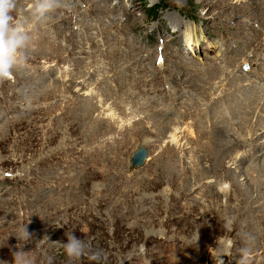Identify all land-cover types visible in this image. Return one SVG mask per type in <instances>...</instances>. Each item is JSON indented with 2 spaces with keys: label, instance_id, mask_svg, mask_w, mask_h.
<instances>
[{
  "label": "rangeland",
  "instance_id": "obj_1",
  "mask_svg": "<svg viewBox=\"0 0 264 264\" xmlns=\"http://www.w3.org/2000/svg\"><path fill=\"white\" fill-rule=\"evenodd\" d=\"M32 3L15 0L31 41L0 80V262L95 264L55 243L74 234L104 264H264V0H58L40 21ZM213 104L239 124L218 168L198 126ZM254 183L251 213L237 185Z\"/></svg>",
  "mask_w": 264,
  "mask_h": 264
},
{
  "label": "clouds",
  "instance_id": "obj_2",
  "mask_svg": "<svg viewBox=\"0 0 264 264\" xmlns=\"http://www.w3.org/2000/svg\"><path fill=\"white\" fill-rule=\"evenodd\" d=\"M57 3L58 0H33L30 10L33 19H45L47 14L57 7ZM14 10L15 0H0V80L9 78L12 70L26 60L25 50L31 41L30 34L13 16ZM14 237L18 241L27 242L30 239L27 224L20 225ZM66 238V242L55 243L61 246L69 261L86 257L95 264H104L106 256L102 249L93 250L89 242L74 234H67ZM13 264H30L28 252H14ZM47 264H52L51 257L48 258ZM219 264H223L221 258ZM241 264H245L244 258L241 259Z\"/></svg>",
  "mask_w": 264,
  "mask_h": 264
},
{
  "label": "bare ground",
  "instance_id": "obj_3",
  "mask_svg": "<svg viewBox=\"0 0 264 264\" xmlns=\"http://www.w3.org/2000/svg\"><path fill=\"white\" fill-rule=\"evenodd\" d=\"M242 6V5H241ZM249 8V7H248ZM38 27H40L39 25H38ZM180 27V25L178 26V28ZM41 28V27H40ZM186 28V27H185ZM42 29V28H41ZM45 30V29H44ZM186 30H188V29H186ZM179 31H181V29L179 30ZM30 32V31H29ZM81 40V39H80ZM84 40V39H83ZM82 42V41H81ZM46 46V45H45ZM45 46H43L44 47V50H46L47 51V47H45ZM187 46L189 47V46H192V44H187ZM46 51H45V53H46ZM95 54V53H94ZM236 58V57H235ZM213 65H214V63H213ZM202 66V65H201ZM210 67L208 68V70H207V72L206 73H208L209 72V69L211 68V67H214V66H216V65H214V66H211V65H209ZM214 69H216V68H213L212 70H214ZM202 70V69H201ZM211 70V71H212ZM210 71V72H211ZM213 72V71H212ZM203 74H205V72H203ZM210 74H213V73H210ZM217 75L219 76V72L217 73ZM71 82V81H70ZM239 81H237L236 80V83H238ZM194 83H201V81L200 80H197V81H195ZM238 85V84H237ZM73 86H72V84H69V88H72ZM244 87V86H243ZM234 91V90H233ZM199 92L200 93H202V95L203 96H201V98L202 99H204L205 98V92H202V91H200L199 90ZM199 94V93H198ZM242 94L241 93H239V92H236L235 94H234V96L232 97L234 100H237L240 96H241ZM159 96H161L160 98H165V97H163V95H159ZM174 100H175V98H178V97H180V95L179 94H174V97L173 96H171ZM159 98V99H160ZM182 98V97H181ZM200 98V99H201ZM166 99V98H165ZM255 99H256V95H254L253 93H251V95L250 96H248L247 97V101H248V103H249V107H250V109H251V111H253L254 110V108H255V105H257L256 104V102H255ZM162 100V99H161ZM171 102H173L172 100H170ZM201 101H204V100H201ZM179 105H181V104H179ZM100 106V105H99ZM237 106H238V103H236V105H235V107L234 108H237ZM214 108V104H213V107L211 108V109H207V108H205L206 109V112H204V114H203V117L201 118V120L202 119H204V120H202V121H204L205 122V120H206V118L209 116L210 118H211V122H213V124H214V126H213V124H212V126H210V127H207V126H205V124L204 123H198V126H199V128L201 129H199V132H200V134H204V136L207 138V143H204L203 144V146H202V149H203V152L204 153H208L210 156H212L213 157V159H216L215 160V166H217V168L218 167H220V166H222V164H224L223 162H224V159L227 157V156H230L234 151H236V152H239V150H238V148H239V144H238V142L237 141H235V140H233V141H230L229 140V137H230V135H228V133H227V131H226V128H225V124H226V127L227 128H231L233 125H239L238 123H236L235 121H232L231 122V119H228L227 117H225V116H223L224 114H225V112H223V111H221L219 108L217 109V110H215L214 111V113H212L211 112V110ZM151 109V108H150ZM149 109V110H150ZM170 109V108H169ZM171 110V109H170ZM262 111V110H261ZM160 112H163L162 110L160 111ZM198 113V112H197ZM111 115V114H110ZM202 116V115H201ZM110 119H114V117H109ZM165 118V117H164ZM199 118V117H198ZM200 121V120H199ZM209 121V120H208ZM206 123V122H205ZM217 123V124H216ZM201 124V125H200ZM204 124V125H203ZM209 124H210V122H209ZM208 125V124H207ZM212 127V128H211ZM167 125H166V130H167ZM211 128V129H210ZM198 131V130H197ZM146 132V130H139V132H137V133H145ZM176 132V131H175ZM196 134H197V132L195 131V132H193L192 134L190 133V136L191 137H196ZM192 135H194V136H192ZM200 136V135H199ZM198 137V136H197ZM173 139H176V138H179L178 137V132H176V134L172 137ZM199 138V137H198ZM202 139V138H201ZM204 140V139H203ZM206 142V141H205ZM235 153V152H234ZM208 156V155H207ZM260 157H262L261 155H260ZM203 160V159H202ZM238 162V161H237ZM241 163H242V161H239V165H241ZM213 167V166H212ZM169 170V169H168ZM216 170V169H215ZM223 170V169H222ZM218 173V172H217ZM239 173V172H238ZM221 175V174H220ZM239 175V177L241 178V177H244V175H245V172L244 171H242L241 170V172L238 174ZM246 176V175H245ZM245 178V177H244ZM247 178V177H246ZM235 182V181H234ZM235 185H236V183H235ZM237 194L238 195H240V197L239 198H241L240 199V203L242 204V205H246V208H247V210H249L251 213L252 212H254V211H256L257 209L254 207V205H255V203H253L252 202V200H251V194H252V192H251V190L253 189V191L255 192V193H257L258 195H259V193L260 192H262V191H259V190H261L259 187H258V185L256 184V183H254V186H253V188H252V186L250 187V188H248L247 187V189L245 190V189H242L241 188V186H239V185H237ZM262 189H264V188H262ZM190 191V190H189ZM264 192V191H263ZM187 193V192H186ZM216 193H217V195L218 196H221L222 194H220V193H218L217 191H216ZM230 193H231V191L230 192H227V193H225V192H223V196H228V195H230ZM261 194V193H260ZM222 196V197H223ZM253 203V204H252ZM259 206V205H258ZM199 210V209H198ZM260 210V209H259ZM264 212V211H263ZM207 214V213H206ZM213 216V215H212ZM263 220V221H262ZM255 221V220H254ZM256 224H258V226L259 227H261V232L260 233H263V235H264V218H263V216L262 217H260V218H258L257 220H256ZM259 234V233H258ZM261 237V236H260ZM263 241V240H262ZM227 250V249H226ZM228 251V250H227Z\"/></svg>",
  "mask_w": 264,
  "mask_h": 264
},
{
  "label": "water",
  "instance_id": "obj_4",
  "mask_svg": "<svg viewBox=\"0 0 264 264\" xmlns=\"http://www.w3.org/2000/svg\"><path fill=\"white\" fill-rule=\"evenodd\" d=\"M147 158V150L141 148L131 159V170L133 171L142 168L146 164Z\"/></svg>",
  "mask_w": 264,
  "mask_h": 264
}]
</instances>
